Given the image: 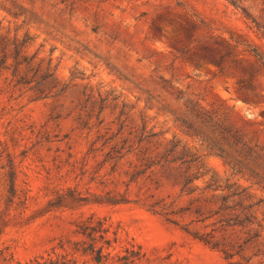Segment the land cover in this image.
Masks as SVG:
<instances>
[{
	"label": "rangeland",
	"instance_id": "rangeland-1",
	"mask_svg": "<svg viewBox=\"0 0 264 264\" xmlns=\"http://www.w3.org/2000/svg\"><path fill=\"white\" fill-rule=\"evenodd\" d=\"M90 217L108 264L264 259V0H0V264Z\"/></svg>",
	"mask_w": 264,
	"mask_h": 264
},
{
	"label": "trees",
	"instance_id": "trees-1",
	"mask_svg": "<svg viewBox=\"0 0 264 264\" xmlns=\"http://www.w3.org/2000/svg\"><path fill=\"white\" fill-rule=\"evenodd\" d=\"M255 57L260 62L262 61V57L260 54L255 52ZM122 149H117V146L112 147L111 153H110V160L114 162V166L118 165V162L124 158L125 155H121ZM165 161H168L167 158ZM169 163H172L171 161ZM190 164V163H189ZM190 167H188L185 170L184 176L182 180L184 179V186H188L191 184L197 177L188 175V170ZM13 179V186H12V193L15 192V180ZM212 186H208V188H211ZM220 187L216 186L212 189L218 190ZM58 199L60 201H64L62 196H59ZM109 203L113 204H119V203H125L126 200H117L116 198L108 199ZM233 209V208H229ZM168 214H166L167 216ZM167 220L171 223L174 222L171 218L167 217ZM78 234H80L82 237L85 238V240L76 242L73 244L72 248V256L68 258V256H62L55 255L54 257H50L49 259H45L43 263L38 262L35 260L32 264H89L88 262H82L80 261L81 257H88L93 264H108L111 262L114 257L112 256V252L109 251V249L112 247V241L110 238H108L109 235V228L106 227V223L104 220L96 219L94 217H90L85 221H82L78 226ZM188 232V230H186ZM190 233V232H188ZM193 238L198 239L199 241L203 242L206 245L211 246L212 248H218V244H215L212 242L211 238H208L207 236H200L197 233H191ZM61 248H64V244L60 246ZM222 253L225 256V261L227 264H264V259L255 260L254 257H246V256H239L238 260H235V254H233L229 249L221 250ZM44 259V258H42ZM6 261V259H4ZM130 258H122V261H125L124 264H129ZM9 263V262H8Z\"/></svg>",
	"mask_w": 264,
	"mask_h": 264
}]
</instances>
